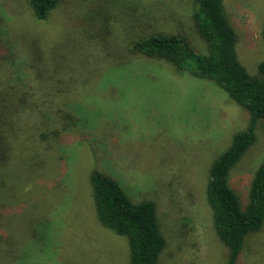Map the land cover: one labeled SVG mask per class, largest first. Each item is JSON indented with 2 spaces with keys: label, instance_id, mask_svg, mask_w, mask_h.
Returning a JSON list of instances; mask_svg holds the SVG:
<instances>
[{
  "label": "rangeland",
  "instance_id": "rangeland-1",
  "mask_svg": "<svg viewBox=\"0 0 264 264\" xmlns=\"http://www.w3.org/2000/svg\"><path fill=\"white\" fill-rule=\"evenodd\" d=\"M196 0H60L46 19L0 0V264H130L128 239L98 219L90 174L152 199L159 264H226L206 198L212 163L249 113L215 82L132 49L182 34L208 53ZM250 73L264 59V0H224ZM231 170L244 210L264 158V119ZM237 264H264V224Z\"/></svg>",
  "mask_w": 264,
  "mask_h": 264
},
{
  "label": "trees",
  "instance_id": "trees-1",
  "mask_svg": "<svg viewBox=\"0 0 264 264\" xmlns=\"http://www.w3.org/2000/svg\"><path fill=\"white\" fill-rule=\"evenodd\" d=\"M39 20L60 0H29ZM195 27L207 42L208 53H199L182 34L155 33L135 41L132 49L152 58L164 59L179 70L212 80L249 113V124L233 136L232 143L211 165L206 198L213 225L229 249L226 264H237L246 236L264 224V158L251 181L249 203L242 209L229 183L231 170L256 140V128L264 119V59L257 73H250L238 58L237 33L228 18L224 0H196ZM264 41V21L261 30ZM94 201L101 224L128 239L130 264H159L166 246L152 199L134 202L109 175L94 170L90 174Z\"/></svg>",
  "mask_w": 264,
  "mask_h": 264
}]
</instances>
